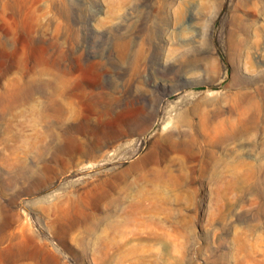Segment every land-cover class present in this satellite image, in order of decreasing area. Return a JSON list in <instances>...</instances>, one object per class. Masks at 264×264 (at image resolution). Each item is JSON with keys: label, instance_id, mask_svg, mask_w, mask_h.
Wrapping results in <instances>:
<instances>
[{"label": "rangeland", "instance_id": "obj_1", "mask_svg": "<svg viewBox=\"0 0 264 264\" xmlns=\"http://www.w3.org/2000/svg\"><path fill=\"white\" fill-rule=\"evenodd\" d=\"M24 1L0 264H264V0Z\"/></svg>", "mask_w": 264, "mask_h": 264}, {"label": "bare ground", "instance_id": "obj_2", "mask_svg": "<svg viewBox=\"0 0 264 264\" xmlns=\"http://www.w3.org/2000/svg\"><path fill=\"white\" fill-rule=\"evenodd\" d=\"M2 2V4L4 5L5 9H9V10H12L13 12L16 11V9L19 7V5L21 4H24L25 1L24 0H0ZM28 3V2H27ZM7 6V7H6ZM25 6V5H24ZM20 9V8H19ZM7 65V62L6 60L1 57L0 58V72H7L5 70V68H8V67H5ZM18 96H20V92L19 93H14L13 95V101L16 102L18 100ZM69 113V110H68V107L65 103H62L61 104V107L60 109H58V112L57 114L59 115V118L62 120L61 122H65L67 120V114ZM71 144H75V140L72 138L70 140ZM149 200H152V199H149ZM153 202V200H152ZM25 243V242H23ZM31 243V241H29V243L26 245V246H29ZM20 247V245H19ZM12 250V249H11ZM10 251V250H9ZM12 252V251H11ZM16 252V251H15ZM14 252V253H15ZM7 253V252H6ZM21 253V252H20ZM30 254V253H29ZM32 254V253H31ZM28 256V255H27ZM5 257V256H4ZM35 257V256H34ZM9 258V257H7ZM28 258V257H27ZM4 259V258H3ZM24 259V258H23ZM10 260V259H9ZM25 260V259H24ZM11 262V261H10ZM15 262V261H14ZM47 262V261H46ZM45 264V263H44Z\"/></svg>", "mask_w": 264, "mask_h": 264}]
</instances>
